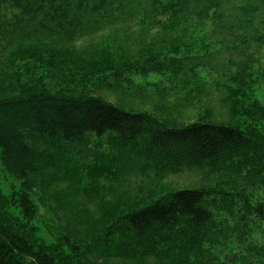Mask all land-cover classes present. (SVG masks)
Instances as JSON below:
<instances>
[{"label":"trees","instance_id":"16d2710c","mask_svg":"<svg viewBox=\"0 0 264 264\" xmlns=\"http://www.w3.org/2000/svg\"><path fill=\"white\" fill-rule=\"evenodd\" d=\"M135 25L136 41L160 31L175 48L130 50ZM189 30L206 34L204 54L178 48ZM102 33L98 50L76 44ZM220 45L237 59L224 65L228 122L175 127L88 90L156 74L175 85L167 96H205L198 70L216 71ZM258 81L264 0H0V163L20 182L0 185V264H264V104L244 98ZM137 172L216 183L132 198Z\"/></svg>","mask_w":264,"mask_h":264},{"label":"rangeland","instance_id":"374dc122","mask_svg":"<svg viewBox=\"0 0 264 264\" xmlns=\"http://www.w3.org/2000/svg\"><path fill=\"white\" fill-rule=\"evenodd\" d=\"M136 27L137 25H135V29L132 30L134 32L133 35L131 36L129 34L131 37V42L129 43L130 50L139 48L143 44L149 45L151 43L150 41L154 38H159L161 42L165 43L164 46L167 50L175 48V40L177 35L171 33L164 34L160 31H155L150 32L152 34L144 35V40H140L139 42L136 41L139 38V29ZM107 30L105 29L104 31L107 32ZM188 33V37H178L180 38L178 48L182 49L183 51L188 48L189 54L192 56L204 54L205 49L203 43L204 41L205 43L208 41V38H205L206 34L203 32H193L190 30ZM105 34L102 33L83 41L80 40L76 44L83 47L92 46L98 50L97 48H101L103 44H109L110 42V40H108V35ZM193 34H197L201 38L195 37ZM43 39L45 41L49 40L48 37H44ZM185 45L188 47H184ZM214 50L215 54L211 64L216 68V71L209 72L207 69L205 71L198 70L202 79L208 80L210 84V89L205 96H200L197 94L186 95L187 92L190 91V87L186 89L187 92H179L177 95L170 94L167 96L168 93H176L177 89L175 85L172 86L168 82L166 84L163 83L154 85L162 79L165 80V78L156 74H150L147 77H143L141 75L133 76L130 79L131 82H122V85L113 82L112 86L105 83L106 81H102L101 84H97V80H92L88 86V90L90 92L92 91L93 95L101 97L102 99L113 103L116 106L125 109L126 111L134 113H149L154 117L159 118L162 122L170 123L171 126L175 127H182L184 125L194 123L205 117V114H208L210 119H213L214 121L228 122V113L225 107V101L227 100L226 98L228 96L227 88H232V85L227 82L226 76L232 73V71L235 69H231L227 74H225L226 68H224V65H227L229 60L236 61L237 59L235 55H231L225 51L222 45L219 47L213 46L210 48L211 52ZM6 57L8 58L9 56L6 55ZM3 62H5V59H3ZM21 79H24L22 73ZM58 82L60 81L57 78L53 79L49 84L50 88L55 90L56 87H64L63 83L58 85ZM132 82L134 83V86L131 84ZM178 88L181 89L182 86L179 85ZM244 98L255 99L264 104L263 81H258L253 87L252 91L246 90ZM241 100L242 98H240V101ZM229 103H231V101L228 102V104ZM13 120V118L7 119L5 125L6 129H14ZM135 160L137 164H140L143 161L142 159ZM146 174L148 175L137 172L130 175L126 183L127 186L124 188L131 194L129 196H132V198H135V196H145L147 195V191H155L161 187H164L166 190H176L190 186L198 187L203 185H215L216 183L215 179H206L203 175L198 173L187 172L177 176H168L163 180L153 176V174ZM0 185L5 194L11 193L12 190L19 189L20 186L19 180L14 179L8 173L3 171L1 163ZM41 222L47 224L44 218L41 219ZM262 235V232H256V238L261 239Z\"/></svg>","mask_w":264,"mask_h":264}]
</instances>
